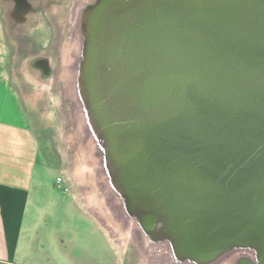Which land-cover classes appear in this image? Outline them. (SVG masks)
I'll return each instance as SVG.
<instances>
[{
	"label": "water",
	"instance_id": "1",
	"mask_svg": "<svg viewBox=\"0 0 264 264\" xmlns=\"http://www.w3.org/2000/svg\"><path fill=\"white\" fill-rule=\"evenodd\" d=\"M65 59L83 158L146 264H264V0H72Z\"/></svg>",
	"mask_w": 264,
	"mask_h": 264
},
{
	"label": "rangeland",
	"instance_id": "2",
	"mask_svg": "<svg viewBox=\"0 0 264 264\" xmlns=\"http://www.w3.org/2000/svg\"><path fill=\"white\" fill-rule=\"evenodd\" d=\"M27 1V7L17 10L12 0H0V52L46 168L44 179L49 189L43 198H37L39 210L33 235L37 250L48 254L41 262L140 264L136 245L114 233L102 205L98 210L90 208L85 200L86 187L90 185L86 180L85 184L80 183V172L85 179L88 177L87 165L63 84L59 83L65 69L71 0ZM26 9L29 10L23 18L15 17L18 14L14 13ZM39 57L47 60L46 73L33 64ZM38 74L41 80L51 81V88L35 96L29 78ZM57 178L62 181L57 183Z\"/></svg>",
	"mask_w": 264,
	"mask_h": 264
},
{
	"label": "crops",
	"instance_id": "3",
	"mask_svg": "<svg viewBox=\"0 0 264 264\" xmlns=\"http://www.w3.org/2000/svg\"><path fill=\"white\" fill-rule=\"evenodd\" d=\"M22 105L0 52V264H42L48 256L33 239L46 168Z\"/></svg>",
	"mask_w": 264,
	"mask_h": 264
},
{
	"label": "bare ground",
	"instance_id": "4",
	"mask_svg": "<svg viewBox=\"0 0 264 264\" xmlns=\"http://www.w3.org/2000/svg\"><path fill=\"white\" fill-rule=\"evenodd\" d=\"M28 10L29 9H26V10H24V12H21V13L16 11L18 13H14V14H16V15L18 14V16H15V17L21 18V15H22V18H23V16H25V13ZM64 52H65V55H66V45H65V51ZM65 55H64V58H65ZM24 72H25V70H24ZM25 73L27 74V72H25ZM29 79L34 84V90L36 92L35 96H40L41 93H43L45 91L47 92L51 88V81L48 82V81L41 80L39 74L34 79H31V78H29ZM63 81H64V75L62 74L59 83L63 84ZM77 166H78V164L75 167H77ZM77 171L79 172V170H77ZM82 172H80L81 173L80 183L81 184H85V180H86V182L91 187L94 188L93 189L90 186L86 187L85 200H86L87 204L90 206V208H93L95 210H98L97 208H99V206L102 205L103 208H105L107 215L109 216L111 228L113 229L114 233H116L121 240H123V241H127L128 240V241H131L133 244H136L134 242L133 237L131 236V234L122 225L121 221L117 220L114 217V215L111 213V211L109 210V208H108L103 196L101 195L99 189L96 187V184H95V182H94V180L92 178L91 170L88 167L86 168L85 172L88 174V177L86 179H85L84 174L82 175ZM94 190H96L98 196L96 195ZM139 254H140V264H146V260H145L144 256L140 253V251H139Z\"/></svg>",
	"mask_w": 264,
	"mask_h": 264
},
{
	"label": "flooded vegetation",
	"instance_id": "5",
	"mask_svg": "<svg viewBox=\"0 0 264 264\" xmlns=\"http://www.w3.org/2000/svg\"><path fill=\"white\" fill-rule=\"evenodd\" d=\"M14 2V6L16 7L17 10H22L25 7H27L28 5V1L27 0H12ZM25 1V6L23 5ZM71 4H72V0H71ZM39 57L36 59V62H34V66L38 69H40L42 71V73H46L48 71V64L46 63L47 60L44 58ZM47 65V66H46ZM47 67V69H46Z\"/></svg>",
	"mask_w": 264,
	"mask_h": 264
},
{
	"label": "built area",
	"instance_id": "6",
	"mask_svg": "<svg viewBox=\"0 0 264 264\" xmlns=\"http://www.w3.org/2000/svg\"><path fill=\"white\" fill-rule=\"evenodd\" d=\"M56 181H57V183H60L62 180H61V178H57Z\"/></svg>",
	"mask_w": 264,
	"mask_h": 264
}]
</instances>
